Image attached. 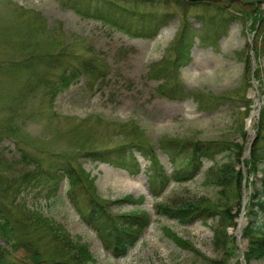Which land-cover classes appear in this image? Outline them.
Instances as JSON below:
<instances>
[{
  "label": "rangeland",
  "instance_id": "374dc122",
  "mask_svg": "<svg viewBox=\"0 0 264 264\" xmlns=\"http://www.w3.org/2000/svg\"><path fill=\"white\" fill-rule=\"evenodd\" d=\"M62 1L0 0V160L12 163L9 171L24 169L20 151L26 152L28 159L42 163L43 171L61 176L56 182L31 181L15 197L7 196L8 201L16 200L13 216H19L20 210L40 215L35 223L32 218L22 223L23 231L13 234L10 243L15 246L10 249H17L22 240L29 242L44 264L75 260L82 248L89 254L83 259L86 264H214L223 260L222 245L213 240L215 212L182 223L167 217L159 205L189 204L203 198L216 202V189L206 182L205 173L212 161L229 160L231 152H212L214 156L203 160L193 178L176 181L172 176L176 165L163 145L176 138L234 141L241 144L244 157L256 142L258 118L252 117L247 127L243 104L251 98V107L256 109L264 97L260 83L264 49L254 60L258 78L251 73L250 86L244 60L253 46H263L264 31L259 30L262 36H258L249 29L248 20L231 18L232 6L220 11L214 5L189 6L173 0H97L99 5L93 4L92 11L105 6L123 13L124 18L133 15L131 25L141 35L132 36L96 18L81 17ZM261 9L264 12V1ZM150 12L167 19L153 23L155 30L144 35L141 30L145 31ZM183 21L188 23V58L182 56L177 41ZM102 151L114 153L113 159L90 155ZM131 156L137 157L140 172L120 165ZM231 158L238 167L239 162ZM68 164L79 176L73 200L69 181L57 171ZM155 168L160 177L170 178L165 189L160 181L155 186L149 182ZM251 181L248 189L258 184L259 177ZM128 195L132 201L123 200ZM96 202L113 216L135 208L147 211L148 223L125 256L115 258L84 222L82 213ZM233 211L236 223L227 226L229 235H234L240 218L237 206L233 205ZM243 217L242 231L253 216L244 210ZM176 236L186 243H176ZM239 239L235 237L230 264L242 262V236ZM22 252L19 247L15 255ZM251 264H264V260Z\"/></svg>",
  "mask_w": 264,
  "mask_h": 264
},
{
  "label": "trees",
  "instance_id": "16d2710c",
  "mask_svg": "<svg viewBox=\"0 0 264 264\" xmlns=\"http://www.w3.org/2000/svg\"><path fill=\"white\" fill-rule=\"evenodd\" d=\"M60 1V0H59ZM110 2H117L119 0H109ZM145 2L156 0H142ZM178 4H187L189 6H199L202 4L215 6L220 11H224L226 8H231L232 12H228L230 17L233 19L244 20L249 22V29L254 33H260L259 30L264 31V12L261 9V3L264 0H173ZM99 2V1H98ZM97 0H63V5L73 9L79 16L96 18L101 20L104 24H110L114 27H119L128 32L132 36L141 35L134 26L131 25L133 15L124 18L123 13L115 10L110 11L105 6L97 7L92 11L93 4H98ZM235 4H237L235 6ZM99 5V4H98ZM150 20L148 24L143 26L145 31L144 35H148L150 32L155 30L154 24L160 21H165L162 14L149 13ZM169 16V15H168ZM154 23V24H153ZM181 29L179 31V42L180 49L182 50V56L189 57V45L187 42L186 34L188 23L182 22ZM262 32L258 36H262ZM138 33V34H137ZM263 46L255 45L251 49L253 50L254 59L259 52L264 49V35L261 37ZM183 48V49H182ZM249 53V52H248ZM245 64V75L247 78V86H250V79L252 78L251 73L258 78L257 70L252 72L251 55L248 54L247 59L244 60ZM87 64H85L86 66ZM85 66L83 68H85ZM64 76V74L62 75ZM63 78V77H62ZM264 85V78L261 82ZM251 98H245L244 101V114L248 116L251 110ZM257 129L256 142L250 148V152L247 156L242 157L241 144L234 141L221 140L219 142L213 141H198L191 142L181 138L170 139V142L163 145L164 152L169 155L172 165H176L175 172L172 174L176 181H187L195 176V174L202 167V162L209 156H214L212 152L220 150H229V160L217 163L212 161V165L206 171V182L213 185L216 189V202L211 203L205 202L204 199L197 200L192 203L180 202L178 205H159L162 208L163 213L172 219L178 220V222L188 223L195 218H205L206 216L215 212L218 215L217 226L214 228V243L221 244L222 249L216 248L225 254L223 260H214V264H230L228 261L234 255L233 245L234 236L227 233V226H233L235 224V213L232 212L233 205L238 207L240 211L242 208V191L243 185L241 184L243 179V171L247 170L254 173L256 170H260L261 176L259 177L258 184L254 185L253 190L248 194V200L245 203L247 215L253 216L248 221V224L242 231V237L248 239L247 250L244 253V260L246 264H251L252 261L264 260V219L256 221L255 219L259 216L264 218V97L261 105V110L258 119L255 123ZM241 130L246 132L244 129V123L241 126ZM20 151V150H19ZM90 152V155H94L93 158L100 159L102 156L108 157L110 160L113 159L114 153ZM177 153H185L182 159V165L176 164ZM23 162L26 165L24 169H18L14 167L12 170V163L6 162L4 159L0 160V167L3 168V172H0V239L3 240V245L0 243V264H44L41 259V254L36 248H32L28 242H18L17 249L10 248L15 246L10 241L13 239V234L17 231L22 233V223H25L32 218V223L39 220L40 216L38 213L31 215L26 213L24 210H20L19 216H13L12 209H14L15 201L14 198L8 201L7 196L11 195L15 197V193L19 191V188L25 186V184L36 181L48 180L59 181L61 180L60 174L54 173L53 171H43L42 163L37 159H28L26 152L22 153ZM88 154V153H87ZM100 155V156H98ZM231 156L239 162V168L237 164L232 160ZM125 162V163H123ZM126 164L128 167L133 168L135 173L140 172L139 161L136 156H131L128 160L123 159L121 166ZM32 168H28L29 166ZM61 170L64 177L69 181V195L73 200V192L77 188L78 174L73 166L69 165L64 168H57V171ZM80 170L83 169L80 167ZM132 171V172H133ZM46 172V174H45ZM59 172V171H58ZM158 169L152 170L150 173L151 186L156 185V181H160V185L163 189L168 184L169 177H160ZM53 174V175H52ZM254 176H258L256 173ZM251 179H247L246 186H251ZM233 192V196L230 193ZM152 193L156 195L158 191L152 190ZM144 197L139 199L142 203ZM123 200L132 201V196L128 195ZM210 201V200H209ZM225 203V204H223ZM15 205V206H14ZM147 211L143 209L133 210L132 212H124V214L111 215L106 211L105 207L100 203L96 202L88 207V209L82 213L83 220L86 224L94 228L102 245L109 250L114 257H123L126 252L132 248L137 240L139 239L140 230L148 223L146 221ZM31 225V224H30ZM62 242V240H60ZM175 242L180 244L186 243L185 239L176 236ZM24 249V253L20 256L15 254L18 248ZM89 257L88 251L85 248L79 249L75 253V260H61L51 261L49 264H86L84 260ZM84 259V260H83Z\"/></svg>",
  "mask_w": 264,
  "mask_h": 264
},
{
  "label": "bare ground",
  "instance_id": "6f19581e",
  "mask_svg": "<svg viewBox=\"0 0 264 264\" xmlns=\"http://www.w3.org/2000/svg\"><path fill=\"white\" fill-rule=\"evenodd\" d=\"M187 156L188 154H185V153H177V157H176V164H177V160L179 159V163L182 161L183 157L184 156ZM261 174L260 170H256L254 173L252 172H249L247 170H244L243 171V179H242V182L241 184L243 185L244 182H246L247 179H251V177H254L255 174Z\"/></svg>",
  "mask_w": 264,
  "mask_h": 264
},
{
  "label": "water",
  "instance_id": "95a60500",
  "mask_svg": "<svg viewBox=\"0 0 264 264\" xmlns=\"http://www.w3.org/2000/svg\"><path fill=\"white\" fill-rule=\"evenodd\" d=\"M260 104H261V102L260 101H258L257 102V104H256V110L255 111H251V113H250V117L251 116H253V117H256L257 115H258V113H259V111H260ZM249 117V118H250ZM249 122V121H248ZM243 195H244V197H243V204L246 202V200H247V195H246V192H244L243 193ZM241 222H242V220H241ZM239 224H240V222H239ZM242 224H244V222L242 223ZM239 228V227H238ZM235 234H236V237H238L239 235H240V228L239 229H237L236 230V232H235ZM0 241H2V240H0ZM2 243V242H1ZM246 240L244 241V249H246ZM244 260H242V263L241 264H244Z\"/></svg>",
  "mask_w": 264,
  "mask_h": 264
}]
</instances>
